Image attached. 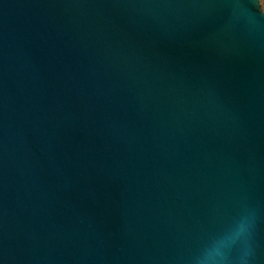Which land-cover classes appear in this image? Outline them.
Wrapping results in <instances>:
<instances>
[{"label":"water","instance_id":"1","mask_svg":"<svg viewBox=\"0 0 264 264\" xmlns=\"http://www.w3.org/2000/svg\"><path fill=\"white\" fill-rule=\"evenodd\" d=\"M261 0H0V264H264Z\"/></svg>","mask_w":264,"mask_h":264},{"label":"rangeland","instance_id":"2","mask_svg":"<svg viewBox=\"0 0 264 264\" xmlns=\"http://www.w3.org/2000/svg\"><path fill=\"white\" fill-rule=\"evenodd\" d=\"M262 8L264 9V0H261Z\"/></svg>","mask_w":264,"mask_h":264}]
</instances>
